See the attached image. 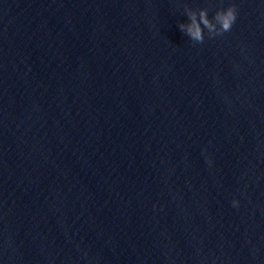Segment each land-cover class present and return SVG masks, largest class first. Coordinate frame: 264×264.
I'll list each match as a JSON object with an SVG mask.
<instances>
[{"label": "water", "instance_id": "1", "mask_svg": "<svg viewBox=\"0 0 264 264\" xmlns=\"http://www.w3.org/2000/svg\"><path fill=\"white\" fill-rule=\"evenodd\" d=\"M230 2L0 0V264H264V0L178 27Z\"/></svg>", "mask_w": 264, "mask_h": 264}, {"label": "clouds", "instance_id": "2", "mask_svg": "<svg viewBox=\"0 0 264 264\" xmlns=\"http://www.w3.org/2000/svg\"><path fill=\"white\" fill-rule=\"evenodd\" d=\"M187 20L180 21L178 27L192 44H201L208 38L221 36L230 32L239 17V5L234 2L221 3L214 10L208 7L186 10ZM233 207L240 206V200H232Z\"/></svg>", "mask_w": 264, "mask_h": 264}]
</instances>
